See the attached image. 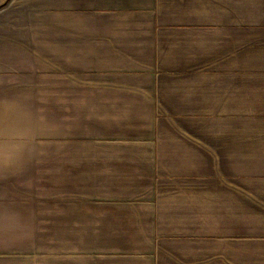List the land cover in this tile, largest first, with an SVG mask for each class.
I'll return each mask as SVG.
<instances>
[{
	"label": "crops",
	"instance_id": "0c3cea01",
	"mask_svg": "<svg viewBox=\"0 0 264 264\" xmlns=\"http://www.w3.org/2000/svg\"><path fill=\"white\" fill-rule=\"evenodd\" d=\"M0 131V264H264V0H12Z\"/></svg>",
	"mask_w": 264,
	"mask_h": 264
},
{
	"label": "clouds",
	"instance_id": "9594fccd",
	"mask_svg": "<svg viewBox=\"0 0 264 264\" xmlns=\"http://www.w3.org/2000/svg\"><path fill=\"white\" fill-rule=\"evenodd\" d=\"M28 120L29 114L26 111L22 110L18 115L17 123L21 126H24L27 124ZM2 134V131H0V135ZM25 136L26 134L24 131H14L13 139L15 142L8 146H0V162H3L6 157L10 161L26 150L27 141Z\"/></svg>",
	"mask_w": 264,
	"mask_h": 264
},
{
	"label": "rangeland",
	"instance_id": "374dc122",
	"mask_svg": "<svg viewBox=\"0 0 264 264\" xmlns=\"http://www.w3.org/2000/svg\"><path fill=\"white\" fill-rule=\"evenodd\" d=\"M111 1H113V0H111ZM96 21H97V22H100V21L103 22V19L97 18ZM77 81H78V83H79V86H83V83H85L84 79H83L81 76H79V77L77 78ZM80 95H81V94L79 93V96H80ZM86 190H87V189L85 188V185H83V188L80 189V190H78V195H79V196L83 195V193H85ZM65 191H75V190H65ZM83 212H84V211H83ZM52 239H53L52 237H46V239H45V243H46L47 241H49V240H52Z\"/></svg>",
	"mask_w": 264,
	"mask_h": 264
},
{
	"label": "trees",
	"instance_id": "16d2710c",
	"mask_svg": "<svg viewBox=\"0 0 264 264\" xmlns=\"http://www.w3.org/2000/svg\"><path fill=\"white\" fill-rule=\"evenodd\" d=\"M11 1H12V0H8V2H7L6 4H4L3 6H1L0 9H3V8H5L6 6H8L9 3H10Z\"/></svg>",
	"mask_w": 264,
	"mask_h": 264
}]
</instances>
